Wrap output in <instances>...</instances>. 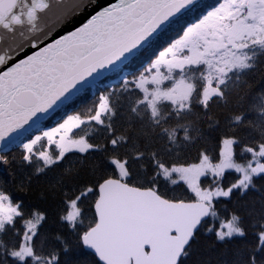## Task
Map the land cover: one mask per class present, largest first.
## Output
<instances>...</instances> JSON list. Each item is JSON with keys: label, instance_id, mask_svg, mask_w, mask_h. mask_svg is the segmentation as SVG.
Wrapping results in <instances>:
<instances>
[{"label": "snow or ice", "instance_id": "6c2138e0", "mask_svg": "<svg viewBox=\"0 0 264 264\" xmlns=\"http://www.w3.org/2000/svg\"><path fill=\"white\" fill-rule=\"evenodd\" d=\"M97 4L0 0V264H264V0L39 128L196 0Z\"/></svg>", "mask_w": 264, "mask_h": 264}, {"label": "trees", "instance_id": "16d2710c", "mask_svg": "<svg viewBox=\"0 0 264 264\" xmlns=\"http://www.w3.org/2000/svg\"><path fill=\"white\" fill-rule=\"evenodd\" d=\"M220 0H197L194 7L187 11L183 16L178 17L176 21L168 26L163 32L151 40L150 44H145L144 48L136 55L132 56L119 68L111 71L106 76L101 78L94 85L86 87L83 91L72 97L64 105L54 111L48 118L43 120L37 127L47 128L54 127L57 122L61 121L65 114H71L73 111H79L86 107H91L93 101L96 99L97 89H105L107 86L117 85L122 78L127 77L130 73H139L147 67L151 61L155 60L160 51H163L172 41L182 35V30L190 23L195 22L199 17H202L207 10L212 6H217ZM15 154L19 155V150L15 145L10 146ZM197 151L191 150L186 159L190 162H195ZM235 174H232L228 179H232ZM19 195V194H17ZM203 244L210 243V241H202Z\"/></svg>", "mask_w": 264, "mask_h": 264}, {"label": "water", "instance_id": "95a60500", "mask_svg": "<svg viewBox=\"0 0 264 264\" xmlns=\"http://www.w3.org/2000/svg\"><path fill=\"white\" fill-rule=\"evenodd\" d=\"M197 1V0H196ZM85 2H87V0H85ZM110 2H113V0H98V4H97V8H90V9H88V10H86V11H83V14L82 15H75L74 16V18H72V20H71V23L70 24H68L67 25V28H69V29H72V28H74V27H76V26H79L86 18H88L90 15H92V14H94L95 13V11L100 7V6H107ZM61 31H64V29H61ZM132 56H130L129 57V59L131 58ZM128 59V60H129ZM127 60V61H128ZM126 62V61H125ZM120 66H122V65H120ZM117 69V68H116ZM115 70V69H114ZM108 73H110V72H105V74H104V76H106ZM104 76H102L101 78H103ZM100 78V79H101ZM95 84V83H94ZM94 84H86L85 85V87L83 88V89H81V91H83L86 87H88V86H91V85H94ZM80 91V92H81ZM80 92H78V93H80ZM78 93H76L75 95H77ZM75 95H73L72 97H74ZM71 97V98H72ZM70 98V99H71ZM69 99V100H70ZM68 101V100H67ZM66 101V102H67ZM65 102V103H66ZM57 110V109H56ZM53 112L52 111H50L48 114H43L42 116H41V119H40V122H39V124L43 121V120H45L46 118H48L51 114H52ZM38 124V125H39ZM37 125V126H38Z\"/></svg>", "mask_w": 264, "mask_h": 264}]
</instances>
